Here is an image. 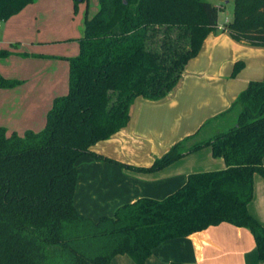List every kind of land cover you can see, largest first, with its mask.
<instances>
[{"label": "trees", "instance_id": "16d2710c", "mask_svg": "<svg viewBox=\"0 0 264 264\" xmlns=\"http://www.w3.org/2000/svg\"><path fill=\"white\" fill-rule=\"evenodd\" d=\"M34 1L0 0V23ZM234 6L222 31L264 48V0ZM218 17L205 0H100L85 21L80 54L69 60V93L55 99L45 129L21 136L0 128V264H111L119 255L145 264L163 242L222 223L249 230L264 264V226L248 209L254 176L264 177V79L250 82L222 114L238 108L234 126L203 141L189 136L150 167L93 151L129 125L136 99L159 101L179 87L189 61L219 30ZM243 67L237 62L233 77ZM16 85L0 74V88ZM206 147L226 168L191 174L164 200L139 199L97 221L74 204L83 156L155 172Z\"/></svg>", "mask_w": 264, "mask_h": 264}, {"label": "crops", "instance_id": "0c3cea01", "mask_svg": "<svg viewBox=\"0 0 264 264\" xmlns=\"http://www.w3.org/2000/svg\"><path fill=\"white\" fill-rule=\"evenodd\" d=\"M99 9L94 13V15ZM78 13V14H77ZM77 14V15H76ZM89 0H35L1 22L0 74L17 82L0 88V128L24 135L41 132L56 98L69 93L70 59L80 54ZM219 25L199 54L187 64L179 87L166 98L140 97L129 125L93 151L137 166L150 167L172 146L195 135L210 139L223 129L228 112L252 81L264 79V48L233 40ZM244 63L233 77L235 64ZM226 168L210 147L190 153L155 172H137L83 156L77 162V210L95 221L139 199L164 200L183 187L193 173ZM249 212L264 226V177L254 176ZM263 264L252 233L229 223L211 226L188 237L160 244L145 264ZM111 264H135L119 255Z\"/></svg>", "mask_w": 264, "mask_h": 264}, {"label": "rangeland", "instance_id": "374dc122", "mask_svg": "<svg viewBox=\"0 0 264 264\" xmlns=\"http://www.w3.org/2000/svg\"><path fill=\"white\" fill-rule=\"evenodd\" d=\"M205 1L210 2L219 8V17H218L219 25H224L227 22L233 20L234 11H235L234 0H205ZM99 8H100V0H89V11L91 16L94 15V13ZM239 111L240 110L238 108H234L231 112H229L230 115H228L227 120L230 121L227 124H224L223 127L224 130H228L237 123Z\"/></svg>", "mask_w": 264, "mask_h": 264}, {"label": "built area", "instance_id": "2783aa9c", "mask_svg": "<svg viewBox=\"0 0 264 264\" xmlns=\"http://www.w3.org/2000/svg\"><path fill=\"white\" fill-rule=\"evenodd\" d=\"M2 28V25H1V23H0V29Z\"/></svg>", "mask_w": 264, "mask_h": 264}]
</instances>
